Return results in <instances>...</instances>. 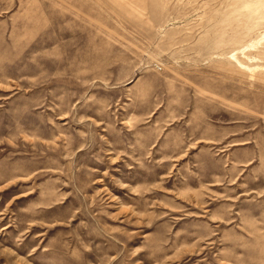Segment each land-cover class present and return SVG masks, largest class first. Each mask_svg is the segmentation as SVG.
Here are the masks:
<instances>
[{"label":"rangeland","instance_id":"rangeland-1","mask_svg":"<svg viewBox=\"0 0 264 264\" xmlns=\"http://www.w3.org/2000/svg\"><path fill=\"white\" fill-rule=\"evenodd\" d=\"M0 264H264V0H0Z\"/></svg>","mask_w":264,"mask_h":264}]
</instances>
